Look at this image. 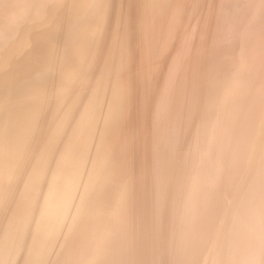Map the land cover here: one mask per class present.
<instances>
[{
    "label": "bare ground",
    "instance_id": "obj_1",
    "mask_svg": "<svg viewBox=\"0 0 264 264\" xmlns=\"http://www.w3.org/2000/svg\"><path fill=\"white\" fill-rule=\"evenodd\" d=\"M0 264H264V2L0 0Z\"/></svg>",
    "mask_w": 264,
    "mask_h": 264
},
{
    "label": "snow or ice",
    "instance_id": "obj_2",
    "mask_svg": "<svg viewBox=\"0 0 264 264\" xmlns=\"http://www.w3.org/2000/svg\"><path fill=\"white\" fill-rule=\"evenodd\" d=\"M262 2H264V0H262ZM117 103L116 100H114V105ZM5 242H7V238H5Z\"/></svg>",
    "mask_w": 264,
    "mask_h": 264
}]
</instances>
